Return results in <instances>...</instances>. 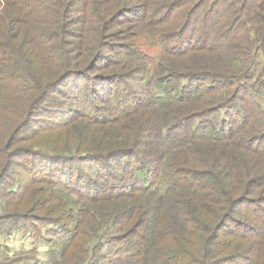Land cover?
Wrapping results in <instances>:
<instances>
[{
	"label": "trees",
	"instance_id": "trees-1",
	"mask_svg": "<svg viewBox=\"0 0 264 264\" xmlns=\"http://www.w3.org/2000/svg\"><path fill=\"white\" fill-rule=\"evenodd\" d=\"M50 4L69 48L36 50V81L3 76L0 54V93L21 108L0 124V189L28 211L44 187L35 211L55 218L10 212L0 235L60 243L50 264H264V0H0L21 19ZM76 121L124 133L61 156L26 143Z\"/></svg>",
	"mask_w": 264,
	"mask_h": 264
},
{
	"label": "rangeland",
	"instance_id": "rangeland-1",
	"mask_svg": "<svg viewBox=\"0 0 264 264\" xmlns=\"http://www.w3.org/2000/svg\"><path fill=\"white\" fill-rule=\"evenodd\" d=\"M45 1V0H40ZM34 7L36 4L32 3ZM52 6V10L48 11ZM3 5H0V54L3 53V60L7 63L3 65V76L8 72L10 74L16 73L13 70L14 64H18L19 73L25 75V71H27V75L31 78L32 81H36V78L39 76V67L42 64V58L37 55L36 50H38L41 54V51L56 47L60 45L61 47H65V43L62 41L64 39L63 33H60L56 36L55 30L59 27V20L56 17L59 14L58 10L62 13V9H58L54 6V4L48 5V8L45 11H37L33 13L30 17L26 19L17 18L14 15H9L3 13L1 10ZM96 26L90 30V33L95 36ZM69 31H74V28L67 27ZM120 30V29H117ZM131 30V29H129ZM68 31V32H69ZM124 30L119 32V38L121 37ZM53 34V36H52ZM127 34V33H126ZM63 37V38H62ZM44 38L47 40L44 41ZM125 38V37H124ZM34 40V41H32ZM110 40L108 38L105 43ZM130 40V39H129ZM128 40V41H129ZM68 43L72 42L70 38L67 39ZM65 48H69L66 46ZM80 54V53H78ZM77 56V55H76ZM264 59V58H263ZM263 61V60H262ZM264 64V61H263ZM88 62H83L79 60L76 68H80L81 70L86 68ZM264 66V65H263ZM123 66L115 68L112 72L117 74H126L129 69H122ZM42 69V76L45 77L47 72L52 76L54 71H56V67H54V63L51 62L50 66ZM100 71H95L92 74H98ZM16 93L9 92L7 94L0 93V113L2 118L0 120V124L3 123V128H6V118L7 116L12 115L16 116L20 111L18 107H14V105L9 104L10 99L6 96L14 95ZM59 99H57L58 103L51 104L55 106H69V104H64L63 97L61 95H56ZM257 102L264 109V90L255 96ZM9 111L8 113H6ZM19 111V112H18ZM21 113V112H20ZM145 114V120H150V125H156L157 123H161V119L163 114L159 113L153 108H145L143 111ZM144 121V118L139 117L135 119V117L129 119L128 123L121 125L123 128H130L131 126L138 125ZM81 121H76L72 126L63 128V129H54L46 134H44L37 141L32 140L26 142L30 150L35 152H41L46 155H68L65 151L59 150H67V151H78L79 149H75L81 141H91L93 142V148L101 145L102 142H105L109 146H112L113 141H115L119 134L124 133L121 129L108 126H100V125H91L87 126L82 125ZM79 123V124H77ZM86 123V122H85ZM76 127L74 130L73 128ZM103 130V131H102ZM34 131H38L33 130ZM154 132H150L153 135ZM87 136V137H85ZM129 139L128 136H124L118 139L119 144H124ZM108 146H102V148H107ZM28 148V149H29ZM106 152V151H105ZM104 152V153H105ZM103 153V152H101ZM103 153V154H104ZM68 157V156H67ZM20 161L23 159H19ZM16 170V167H14ZM8 182V181H6ZM5 182V184H7ZM16 186V185H14ZM45 188H42V192L33 193V195L29 196L28 203L31 206V209L28 211L24 208L25 203H22L18 208H15L17 200L13 199L14 196L8 197L3 188L0 189V217L6 216L10 214V212H15L11 215L10 219L14 215H19L18 218L23 216L22 213L28 214V216L37 217L40 215H52L45 213V211L51 210V208L44 209L42 211H35L44 205L42 198H45V192H43ZM22 197V196H21ZM20 197V198H21ZM68 203L71 208H75L73 206V196H68ZM19 202V201H18ZM12 204V207L15 209H8L6 211V207L8 204ZM33 213V214H32ZM55 216V215H54ZM53 215L48 218H55ZM2 219V218H1ZM6 221H3V225H5ZM33 222V221H30ZM2 225V226H3ZM26 235V234H25ZM44 240V239H43ZM37 242V240H35ZM34 241V238L30 236H24L18 232H11L8 236L0 235V263L3 264H50L53 258H56L60 253L63 246L58 243L51 241L48 243H43L42 240L40 242ZM45 242L47 239L44 240ZM23 258L26 261H23ZM23 261V262H22ZM22 262V263H21Z\"/></svg>",
	"mask_w": 264,
	"mask_h": 264
}]
</instances>
